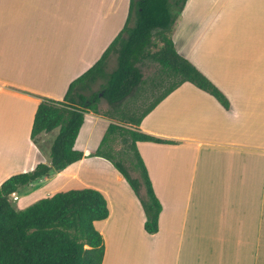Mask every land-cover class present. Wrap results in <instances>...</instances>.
I'll use <instances>...</instances> for the list:
<instances>
[{
	"label": "crops",
	"instance_id": "obj_1",
	"mask_svg": "<svg viewBox=\"0 0 264 264\" xmlns=\"http://www.w3.org/2000/svg\"><path fill=\"white\" fill-rule=\"evenodd\" d=\"M118 2L0 0V185L50 161L59 129L32 139L38 104L63 99L101 58L129 16L131 0ZM172 38L229 107L184 82L142 119V132L166 140L137 143L162 204L158 231L145 230L143 205L113 163L92 154L110 123L94 111L76 140L83 158L18 200L100 190L110 209L95 222L102 264H264V0H187Z\"/></svg>",
	"mask_w": 264,
	"mask_h": 264
},
{
	"label": "trees",
	"instance_id": "obj_2",
	"mask_svg": "<svg viewBox=\"0 0 264 264\" xmlns=\"http://www.w3.org/2000/svg\"><path fill=\"white\" fill-rule=\"evenodd\" d=\"M187 0H131L124 28L111 42L101 58L74 79L61 100L43 97L38 104L31 130L32 139L43 132L59 129L50 148V161L40 162L32 170L14 174L0 185V264H102L105 240L95 222L110 214L107 198L92 187L72 188L42 197L18 210L11 195L20 188L61 171L81 160L84 151L76 140L85 121V113H99V103L105 99L119 121H110L98 146L92 153L110 160L124 176L140 199L146 213L145 230L158 231L162 204L157 197L148 169L137 148L138 141L165 142V139L142 132V119L156 105L184 82H191L210 92L229 107L225 94L187 57L176 48L172 38L173 25ZM154 38L162 45L151 50ZM111 54L117 55V65L107 70ZM151 59L159 64L160 81L153 86L170 82L169 88L145 110L128 109V99L145 84L140 63ZM100 82V83H99ZM99 83V89L94 85ZM126 103V104H125ZM113 117L112 115H107ZM117 135L128 140L135 159L127 166L123 157L113 150ZM126 154V150L121 152ZM121 154V155H122ZM132 169L139 177L133 176ZM145 188V194L142 189Z\"/></svg>",
	"mask_w": 264,
	"mask_h": 264
},
{
	"label": "rangeland",
	"instance_id": "obj_3",
	"mask_svg": "<svg viewBox=\"0 0 264 264\" xmlns=\"http://www.w3.org/2000/svg\"><path fill=\"white\" fill-rule=\"evenodd\" d=\"M118 1H119L118 5H119V7H121L122 6V3H121L122 0H118ZM161 45H162L161 41L154 38V45L151 47V50L155 51ZM116 65H117V55L111 54L109 59H108L107 70L112 71L116 67ZM139 65L144 72L145 84L141 85L138 92L135 93L134 96H132L128 99V109L131 111V110H134L136 108V109H138L139 112H142L155 99H157L163 93H165V91L169 88L170 82L174 81L175 78L173 77L172 79L167 80V81L164 80L165 83H163L162 85L153 86L154 81H160L161 77L167 78L165 75H162L160 73L159 64L157 62L152 61L151 59H146L143 62H141ZM99 83L94 85L95 90L99 89ZM98 108H99V114H102L103 116L107 117L108 119H110V121L121 123L118 119L119 115L117 113L113 112V110L111 109V106L108 104V102L105 99H102L100 101ZM109 114L112 115L113 117L111 118V117L107 116ZM112 143H113V150H114V152H116L117 156H119L118 154H120V157H123L125 164L127 166H131V162L129 161V159L130 158L135 159V156H134L135 152L130 150L128 140L127 139L125 140L124 136H122V135H117L113 139ZM123 150H126L127 153L122 154L121 152H123ZM131 173L133 174V176L139 177L138 172L134 171L133 169H132ZM151 181H152V179H151ZM152 183H153V181H152ZM73 188H75V187H73ZM69 189H71V188H69ZM28 190L29 189L25 187L24 189L19 190L20 192L18 191L16 194L14 193L11 195V201H12V203L16 209H18V210L24 209L27 206L31 205L32 203H34L40 199V198H37V199L35 198L34 201L27 202V204L24 206H23V203L25 201L18 200V198L14 199L15 195L20 196L21 194L26 193ZM142 192H143V194H145V188L144 187L142 189Z\"/></svg>",
	"mask_w": 264,
	"mask_h": 264
},
{
	"label": "built area",
	"instance_id": "obj_4",
	"mask_svg": "<svg viewBox=\"0 0 264 264\" xmlns=\"http://www.w3.org/2000/svg\"><path fill=\"white\" fill-rule=\"evenodd\" d=\"M14 197H15L14 199H17L19 196L15 195Z\"/></svg>",
	"mask_w": 264,
	"mask_h": 264
},
{
	"label": "water",
	"instance_id": "obj_5",
	"mask_svg": "<svg viewBox=\"0 0 264 264\" xmlns=\"http://www.w3.org/2000/svg\"><path fill=\"white\" fill-rule=\"evenodd\" d=\"M89 152H87V154H88Z\"/></svg>",
	"mask_w": 264,
	"mask_h": 264
}]
</instances>
